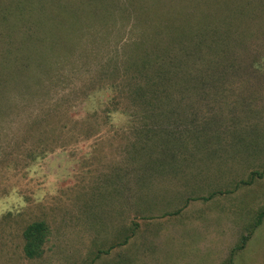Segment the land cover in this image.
I'll use <instances>...</instances> for the list:
<instances>
[{
	"label": "rangeland",
	"instance_id": "rangeland-1",
	"mask_svg": "<svg viewBox=\"0 0 264 264\" xmlns=\"http://www.w3.org/2000/svg\"><path fill=\"white\" fill-rule=\"evenodd\" d=\"M42 1L26 22L34 87H9L0 105V264H264V70L209 72L134 116L123 44L142 30L114 18L101 34L97 0H60L78 23L50 1L44 18ZM39 220L45 254L30 259L24 229Z\"/></svg>",
	"mask_w": 264,
	"mask_h": 264
},
{
	"label": "trees",
	"instance_id": "trees-1",
	"mask_svg": "<svg viewBox=\"0 0 264 264\" xmlns=\"http://www.w3.org/2000/svg\"><path fill=\"white\" fill-rule=\"evenodd\" d=\"M46 1H50V11L57 16L61 10L79 22L77 17L81 12L76 10L74 16L62 7L60 0H43L36 7L44 18L49 17L45 12ZM97 1L99 10L93 14L92 21L101 34L104 30L110 35L115 19L120 22L128 17L130 30H142L141 36L124 39L123 44L125 50L130 48V53L124 54L123 90H120L124 91L123 98L135 107L134 116L140 109L148 118L149 112H156L164 101L172 107L175 100L171 96L178 88L208 86L209 72L219 81L237 76L242 70L254 75L264 70V0ZM30 4V0H0V105L7 99L4 95L9 87L22 85L27 91L34 87L25 81L32 69L31 58L24 56L25 61L23 57L32 44V26L26 23L32 20ZM22 6L26 8L25 20L20 22L18 18L15 23L13 13H19ZM44 18L38 20L42 23ZM59 25L64 26L62 21ZM91 29L86 26L83 30ZM96 29L92 31L99 34ZM116 66L121 69L118 63ZM180 99L186 101L185 95ZM161 128L153 132L162 136ZM165 165L168 163L164 164L166 168ZM263 217L264 210L259 212L256 225ZM48 231L43 220L34 221L24 229V250L28 257L42 254Z\"/></svg>",
	"mask_w": 264,
	"mask_h": 264
},
{
	"label": "crops",
	"instance_id": "crops-1",
	"mask_svg": "<svg viewBox=\"0 0 264 264\" xmlns=\"http://www.w3.org/2000/svg\"><path fill=\"white\" fill-rule=\"evenodd\" d=\"M44 254H45V250H43V252H42V254L41 255H39V256H35V257H29L30 259H41L42 257H44ZM81 260H79V262H81V261H83V254L82 255H80V257H79ZM124 261H125V264H131L127 259L125 260L124 259ZM79 262H78V264H79ZM117 262V261H116ZM124 263V262H123ZM83 264V263H82ZM100 264V263H99Z\"/></svg>",
	"mask_w": 264,
	"mask_h": 264
}]
</instances>
